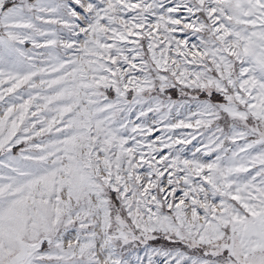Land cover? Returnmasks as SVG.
<instances>
[{
  "label": "snow or ice",
  "instance_id": "1",
  "mask_svg": "<svg viewBox=\"0 0 264 264\" xmlns=\"http://www.w3.org/2000/svg\"><path fill=\"white\" fill-rule=\"evenodd\" d=\"M0 264H264V0H0Z\"/></svg>",
  "mask_w": 264,
  "mask_h": 264
}]
</instances>
